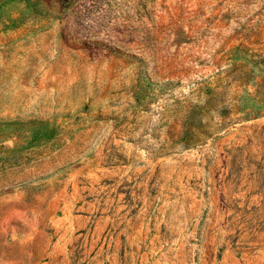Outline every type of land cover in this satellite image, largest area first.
I'll use <instances>...</instances> for the list:
<instances>
[{
	"label": "rangeland",
	"instance_id": "obj_1",
	"mask_svg": "<svg viewBox=\"0 0 264 264\" xmlns=\"http://www.w3.org/2000/svg\"><path fill=\"white\" fill-rule=\"evenodd\" d=\"M0 264H264V0H0Z\"/></svg>",
	"mask_w": 264,
	"mask_h": 264
}]
</instances>
